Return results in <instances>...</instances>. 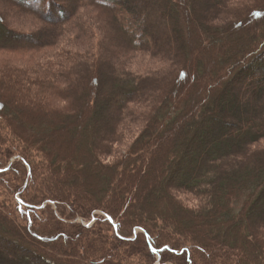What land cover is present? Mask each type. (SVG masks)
<instances>
[{
    "label": "trees",
    "instance_id": "trees-1",
    "mask_svg": "<svg viewBox=\"0 0 264 264\" xmlns=\"http://www.w3.org/2000/svg\"><path fill=\"white\" fill-rule=\"evenodd\" d=\"M3 1L0 264H264V0Z\"/></svg>",
    "mask_w": 264,
    "mask_h": 264
},
{
    "label": "rangeland",
    "instance_id": "rangeland-1",
    "mask_svg": "<svg viewBox=\"0 0 264 264\" xmlns=\"http://www.w3.org/2000/svg\"><path fill=\"white\" fill-rule=\"evenodd\" d=\"M0 9L4 12V15L7 16L8 20L11 22V24L13 26L18 28L22 32L24 31V33H26L29 36L28 38H29L30 42L36 41L37 39L41 38L42 34L45 33L44 31H47L49 29V27L46 25V23L41 18H39L37 15L31 14V13L26 12V11L25 12L18 11L17 8H14L11 3L8 4V3H5L3 0H0ZM95 22H96L95 27H96V30L99 34V38L103 39V40H104V38L106 39L107 30H106L105 26L100 25V23L98 21H95ZM170 31L171 30L167 29V30H165V33L170 34ZM156 35H158V34H156ZM71 47L74 48V44L71 45ZM31 54H32L31 52L26 53V54H18V53L13 54V53L0 52V65H3V63H5V62L16 63V64L28 63L27 61L30 60ZM126 67H128V69L133 70V71L145 73V72L151 71L156 66L152 60L148 59L147 56L135 55V57H133L131 59L130 64H128ZM221 100H222V102H226V103H228V101H229V99L227 97H223ZM108 108H109V111H111V106H109ZM15 124H17V123H15ZM137 133H138L137 129L136 130L130 129L129 131H127V136L124 139L120 140L119 143H117L115 145L116 152L113 154V156L108 157V160L113 161L116 158V156L119 155L120 152L125 151L129 147V145L131 144V142L133 141V139L135 138ZM76 145H80V147H82V148L84 147V144H81L80 141H76ZM260 147L261 148L264 147V141H262L261 143H258L253 148H260ZM193 157L196 158V154H193ZM15 159H20V158L18 155H16L10 160V163L13 162ZM39 159H40V157H39ZM184 168L185 167H182L180 169V172L177 173L178 177L181 176V174H182L181 171H183ZM148 171L151 174L154 173V170H152L151 168ZM4 191L6 192L7 190L4 189ZM5 192L0 197V199L5 201L6 206L8 207V211L11 210L14 212V206L16 207V203H18V201L21 202L20 195L17 194V195H15V197H13L12 195L8 194L7 192L5 193ZM181 199L188 205H195V201L193 200V198L190 194H181ZM46 203L47 202H45L44 204H46ZM48 203H51V202H48ZM156 206H157L156 209L158 212L164 211V209L166 208L165 201L160 200ZM95 213H101V212L96 211ZM16 215H18V214L16 213ZM18 220H20V219H18ZM75 221L82 222L83 224H85L87 226H92L95 223L96 219L95 220H91V219L86 220V219L79 217ZM187 223H188V221H183L180 224L186 225ZM139 231H141V229L137 228L136 232L138 233ZM155 256H156L155 264H173L171 262L162 263L161 257L157 253H155Z\"/></svg>",
    "mask_w": 264,
    "mask_h": 264
},
{
    "label": "water",
    "instance_id": "water-1",
    "mask_svg": "<svg viewBox=\"0 0 264 264\" xmlns=\"http://www.w3.org/2000/svg\"><path fill=\"white\" fill-rule=\"evenodd\" d=\"M112 220V219H111Z\"/></svg>",
    "mask_w": 264,
    "mask_h": 264
}]
</instances>
